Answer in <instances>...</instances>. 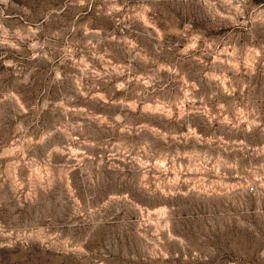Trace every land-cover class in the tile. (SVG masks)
<instances>
[{
  "label": "rangeland",
  "instance_id": "374dc122",
  "mask_svg": "<svg viewBox=\"0 0 264 264\" xmlns=\"http://www.w3.org/2000/svg\"><path fill=\"white\" fill-rule=\"evenodd\" d=\"M0 264H264V0H0Z\"/></svg>",
  "mask_w": 264,
  "mask_h": 264
}]
</instances>
